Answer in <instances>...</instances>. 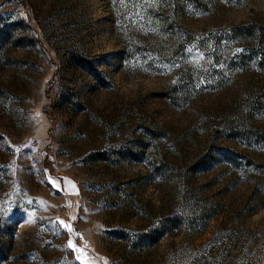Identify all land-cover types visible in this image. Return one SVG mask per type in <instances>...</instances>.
Wrapping results in <instances>:
<instances>
[{
    "label": "rangeland",
    "instance_id": "374dc122",
    "mask_svg": "<svg viewBox=\"0 0 264 264\" xmlns=\"http://www.w3.org/2000/svg\"><path fill=\"white\" fill-rule=\"evenodd\" d=\"M0 264H264V0H0Z\"/></svg>",
    "mask_w": 264,
    "mask_h": 264
},
{
    "label": "snow or ice",
    "instance_id": "6c2138e0",
    "mask_svg": "<svg viewBox=\"0 0 264 264\" xmlns=\"http://www.w3.org/2000/svg\"><path fill=\"white\" fill-rule=\"evenodd\" d=\"M65 180H67V178H64ZM52 187L54 189H59L60 188V185L58 183V180L57 179H52L51 177L49 178V181H48ZM78 191V190H77ZM59 224L64 228L66 229L70 236H69V240H68V245L69 247H71L73 250H77V251H82L83 249L79 248L78 245L75 244V242L73 241V239L71 238V233L74 231V229L72 228V225L71 223H68V222H65L64 220H59ZM79 235V234H77Z\"/></svg>",
    "mask_w": 264,
    "mask_h": 264
},
{
    "label": "crops",
    "instance_id": "0c3cea01",
    "mask_svg": "<svg viewBox=\"0 0 264 264\" xmlns=\"http://www.w3.org/2000/svg\"><path fill=\"white\" fill-rule=\"evenodd\" d=\"M71 180V179H70ZM72 181V180H71ZM73 182V181H72ZM74 183V185H75V187L77 188V184L75 183V182H73Z\"/></svg>",
    "mask_w": 264,
    "mask_h": 264
}]
</instances>
